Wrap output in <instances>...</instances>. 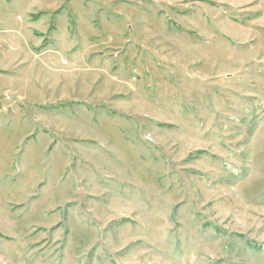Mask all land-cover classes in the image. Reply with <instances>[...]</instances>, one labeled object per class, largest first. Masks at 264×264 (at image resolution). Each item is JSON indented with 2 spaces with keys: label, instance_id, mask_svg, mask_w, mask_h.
<instances>
[{
  "label": "rangeland",
  "instance_id": "1",
  "mask_svg": "<svg viewBox=\"0 0 264 264\" xmlns=\"http://www.w3.org/2000/svg\"><path fill=\"white\" fill-rule=\"evenodd\" d=\"M0 264H264V0H0Z\"/></svg>",
  "mask_w": 264,
  "mask_h": 264
}]
</instances>
